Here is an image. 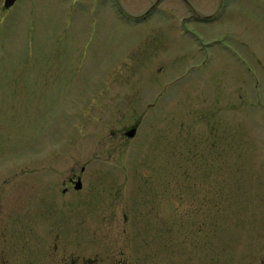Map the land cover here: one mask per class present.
I'll return each instance as SVG.
<instances>
[{"label": "rangeland", "instance_id": "1", "mask_svg": "<svg viewBox=\"0 0 264 264\" xmlns=\"http://www.w3.org/2000/svg\"><path fill=\"white\" fill-rule=\"evenodd\" d=\"M3 4L0 264H59L77 248L59 220L102 190L124 196L135 243L169 216L208 262L264 264V0ZM74 172L84 187L64 194Z\"/></svg>", "mask_w": 264, "mask_h": 264}, {"label": "flooded vegetation", "instance_id": "2", "mask_svg": "<svg viewBox=\"0 0 264 264\" xmlns=\"http://www.w3.org/2000/svg\"><path fill=\"white\" fill-rule=\"evenodd\" d=\"M14 4L10 7H6L4 0L3 10L5 12L9 11ZM137 126L136 124L128 128L124 131L123 136L125 138L127 137L128 140L135 137L137 131L133 136H129L127 132L133 128L137 129ZM85 171L86 168L83 166L82 172ZM102 171L105 170L99 168L95 170V173L98 175ZM44 186L47 185L44 184ZM62 186L64 194L72 192L73 190L79 192L84 187L83 177L80 173L74 172L70 174L68 180H65ZM91 186L94 187V189L89 190L91 192L89 197L96 200L98 193L95 186H99L100 188L105 186L97 184ZM99 192L101 193L100 197H104L105 199L100 203L97 202L96 205L92 203V200L89 202L91 206L90 211H92V213H90L91 215H82L80 212L79 214L77 212L74 217L71 218L72 220H70V222L65 219H58V224L65 223L67 228L68 224H74L69 228L74 229L71 231L72 235L67 232L68 234L65 236L67 238L71 236L77 238V241L74 243L77 248L73 249L70 253L67 252L70 249H63L59 264H145V260L148 257L147 254L151 255L152 251L155 253L154 260L156 264H220L219 257L216 258V262L211 263L207 261L209 260L208 258L205 259L204 254L206 253L194 254L191 242L187 243L184 241L182 244L176 242L177 238L176 234H174L172 225L177 223L172 221L175 220V217L161 216L159 223H157V231H155V236L153 238V247L149 246V248H147L149 244L144 241V237L142 236L137 238L138 242L135 243L134 239L137 233L132 231L135 224V215L130 214L126 207L122 209L123 216L115 215L117 211L116 206L118 207L119 204V198L122 199L123 202L124 196H122L120 194L121 192L118 190H110L108 193L103 190ZM42 196L44 204L41 208L42 211L40 210V214L42 215V220L46 223L49 217L46 216L49 204L48 194ZM110 197H112V199H110ZM92 206H94L93 209ZM144 213V210H142V216H137L138 222L136 223L140 225L143 230L146 228V225L150 223L149 219L145 218ZM43 214H45L46 217H43ZM190 225L191 224H189L188 233L191 236ZM58 227L57 225L54 229ZM46 228L47 226H45V229ZM67 228L63 227L62 229ZM45 235L48 237V229H46ZM58 235H61V233H58ZM142 235H145V232ZM47 243H49V238ZM57 245L56 243V246ZM195 255H198L199 259H195ZM211 255L217 254L211 253ZM48 259L49 255L47 254L45 260Z\"/></svg>", "mask_w": 264, "mask_h": 264}, {"label": "water", "instance_id": "3", "mask_svg": "<svg viewBox=\"0 0 264 264\" xmlns=\"http://www.w3.org/2000/svg\"><path fill=\"white\" fill-rule=\"evenodd\" d=\"M17 0H5V6L6 7H10L12 6ZM137 129L133 128L131 130H129L127 133L129 136H133L136 133Z\"/></svg>", "mask_w": 264, "mask_h": 264}]
</instances>
